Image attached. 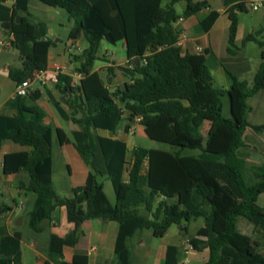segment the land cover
<instances>
[{"label": "trees", "instance_id": "16d2710c", "mask_svg": "<svg viewBox=\"0 0 264 264\" xmlns=\"http://www.w3.org/2000/svg\"><path fill=\"white\" fill-rule=\"evenodd\" d=\"M65 8L74 24L70 38L82 34L88 41L83 53L75 56L80 61L78 71L84 73L81 85H74L68 73H61L56 88L62 102L48 90L50 102L59 114L78 124L73 140L66 138L62 128L45 122L46 111L37 103L44 95L40 89L26 95H15L5 103L11 114L0 113V150L5 140L28 146L10 154L6 170H20L24 177L19 187L35 194L29 213V225L42 232L53 219L58 206H66L72 224L64 240L74 246L85 234L87 219L104 218L118 223L114 259L110 264H124L127 255L133 264L132 241L144 229L157 237L164 236L173 224L202 217L209 236H191L189 241L196 251L209 249L203 264H264V253L254 246L253 238L237 226L240 216L246 217L264 235V160L251 163L237 154L245 145L244 134L251 126L264 132V124L254 125L247 120L251 109L248 98L264 89L263 29L249 33L244 43L256 41L261 47V63L252 85L241 74L250 69L248 58L240 57L236 45L239 26L237 9L246 10L247 1L228 8L230 18L228 57L182 53L179 28L181 17L194 13L193 0L186 1L180 15L175 5L182 0H41ZM202 1L201 7L205 6ZM230 2H226L229 4ZM29 0H16L11 18H1L4 29L14 34L13 46L19 50L21 67H11L10 77L21 82L36 70L49 67V49L54 40L48 38L46 20L35 22L29 34L31 13ZM0 10L8 16L10 8L2 4ZM1 12V11H0ZM21 15L20 22L16 16ZM116 44L124 41L127 62L120 64L128 80L122 88L110 91L97 72H93L102 40ZM209 58L222 63L230 76L229 87L217 88ZM60 88H66L64 94ZM228 103V112L225 104ZM144 125L146 134L154 140L171 145V150L136 145L128 163V144L119 138L103 135L99 130H116L126 123L129 128L136 118ZM209 123L205 131V125ZM59 142H73L90 167L84 184L73 187L72 196H61L53 183V138ZM198 150V153H193ZM222 165L231 174L239 193L236 197L216 175L212 164ZM128 180H124V169ZM150 191L142 187L143 171ZM101 177L111 180L116 202L112 203ZM161 200L156 202V199ZM145 203L150 217L140 214L135 207ZM12 206L0 202V213ZM182 229L188 232L187 226ZM179 245H168L165 264L179 262ZM88 253L76 250L73 260L50 253L45 264H88ZM23 263L22 234L10 233L0 223V264Z\"/></svg>", "mask_w": 264, "mask_h": 264}, {"label": "crops", "instance_id": "0c3cea01", "mask_svg": "<svg viewBox=\"0 0 264 264\" xmlns=\"http://www.w3.org/2000/svg\"><path fill=\"white\" fill-rule=\"evenodd\" d=\"M1 1H2V4L10 8V11L7 16L5 12L0 10L1 11L0 17L7 18V19L11 18L12 8L16 0H1ZM33 1L34 0H29V4H28L29 11L31 13V21L29 23V34H32L34 32L35 22L39 20V19L35 20L34 18L35 16L31 12V9H30L31 5L35 4V2ZM193 1L195 5L194 13H192L191 15L187 17L181 16L175 23V26H178L180 30L179 31L180 37H179L178 44L181 47L182 53H186V52L204 53L207 51L208 54L210 55L215 54L218 60L219 58L228 56V51H227L228 45H225V44H228L229 42L230 23H231L229 14H228V8L232 4L239 3L241 1L246 2L247 0H222L223 6L217 9L213 8L209 0H206L207 3L203 7H201V3L204 0H193ZM226 2L227 3L230 2V3L226 4ZM245 8L246 10H248V7H245ZM236 11L239 17V13L241 11L239 9H237ZM180 15H182V13H180ZM0 28H1V31H3L6 35L5 36L6 41L8 40L13 41L14 34L12 33V31L4 29L1 21H0ZM253 28H255V29H252L253 32H255L254 30H256V27H253ZM240 29H241V24L239 21L236 39L239 36L240 37L245 36L244 35L245 32L242 30L240 33ZM260 29H264V25H261ZM55 32L56 31L49 25V33L47 37L52 39V37L50 36V33H51L55 36V42H57L61 40V37L57 36ZM81 37L82 35L76 39L70 38V42L75 43V45H77L79 44V40L81 39ZM119 42H123L124 46L126 47L124 41H119ZM2 46L5 49H8L10 47L9 45H5V44H2ZM52 46L50 47L49 54H48L49 66H52L55 63H60L66 67L65 55L61 53L53 52ZM87 46L82 47L81 52H77L73 54L71 58L76 60L75 56L81 55ZM4 48L0 49V59L1 60L4 59V58H1L2 53L5 50ZM224 48H226V53L224 52L225 50ZM108 56H110V54H107L103 57V60L105 61V63L99 66L95 65V62H96L95 60L92 71L97 72L98 76L102 80L105 87H107L110 91H114L118 88H122L125 82L128 80V77L125 75L123 70L119 67L120 64L126 63L128 58L126 55V58L115 61L114 55H112L111 57H108ZM237 56H239V51H238ZM244 57L248 58L246 56ZM69 61H70V57H69ZM71 64H73V62L70 63V66L71 67L75 66ZM250 64H251V61H250ZM76 65L78 66L79 64H76ZM11 67H13V64L9 60L4 65L6 73L9 77H10L9 70ZM68 73L72 74L73 70L68 71ZM222 75L227 84L226 86L229 87L231 80L229 79V77L227 76L225 72H223ZM3 76L4 75L0 73V93H1V86H4V82L2 81ZM83 77H84V73L82 74L81 78L77 81L76 83L77 85H81V80ZM11 80L13 84L10 85V88L8 91L9 95H7V97L5 98H0V113L11 114L14 112L13 109L5 107L6 101L15 96V86L17 82L14 81L12 78ZM48 90H51L62 102L65 101L64 97L59 96L57 92L58 89L56 88V84H50L46 88V90L44 91V95L37 101L39 105H41L40 102L43 103V105L41 106L46 111L45 122L48 124H51L55 128L56 127L62 128L66 134V138L73 140V130L78 129L79 126L73 121L66 119L68 122L70 121L72 122V125L70 126L71 130L70 131L66 130L61 124V121L58 119L57 114L54 111V109L50 106L46 107L44 105V103L48 104L50 102ZM208 127H209V123L206 124V129H208ZM139 128H141L145 132L144 125L141 124L140 122H136L132 124L129 128L126 127V123L122 124L115 131L114 130L112 131L99 130V132L103 135L110 136L113 138H119L121 140H124L128 144L129 152L127 155L128 163L126 164V167L130 165L129 162L131 158L132 148L136 145H141V144H138V141L135 137ZM251 131H257V129L251 126L247 127L245 134H244L245 145L241 146L237 150V154L246 158L251 163L260 164L264 160V138L257 136L256 134H254L255 132H251ZM55 135L57 137L56 133L54 134V136ZM58 144H59V149H58V153L56 156L55 149H54V138H53V183H54V187L56 191L61 196L69 197V196H72L73 187L85 183L88 173L90 171V167L86 164V162L82 158L81 154L79 153V151L77 150L73 142H59L58 140ZM29 149L30 148L28 146L20 145L12 141L11 139L5 140L2 144V147L0 150V170H1L0 190L3 189L4 191L7 192V194L14 200V205H11L12 210L10 212L6 214L0 213V223H4L7 226V229L10 233H14L15 231L21 232L22 249H23V245L27 244L29 247H31L35 251L36 253L35 263L36 264H45V262L48 259H50L51 252L58 253L59 258H63L64 260H67V261H72L76 250L87 251L88 258H89L88 264H110L112 260L114 259L115 241H116L118 229H119L118 223L115 221H112L110 219H104V218L85 220L83 223L85 234L81 237V239L76 244V246L66 242L63 239L64 236L69 232V230L72 227V224L68 220V213H67L66 206L56 207V209L53 212V219L49 224L46 225V229L44 231L42 232L36 231L32 229L30 226H29L30 228H26L29 222V216H30L29 213H30V209L32 207L33 201L35 199V194L32 192H26L19 187V182L24 177V174L22 171L10 170V169L6 170L5 165L11 160V158L9 157L10 154L17 153L22 150H29ZM198 152H193V153H198ZM58 161H59V165H58V171H57L56 164L58 163ZM212 166H214L218 170L215 173L219 177L221 182L233 194H235L237 198L240 199L239 193L237 192L234 182L232 180V176L226 170V168L222 165H217L215 163L212 164ZM145 172L146 171L144 170L143 171L144 176H142V187L147 192H149L150 187L147 185V179L145 177ZM123 177H124V180H128L127 168L124 169ZM103 183H104V189L110 201L112 203H115L116 194H115L114 188L110 187V191H113L112 192L113 197H112L106 189L107 188L106 181H104ZM159 200H161V197H158L156 199V202H158ZM263 202H264V199H263ZM135 209L140 214H143L148 217L152 216L151 212L147 209L145 203H141L140 205L136 206ZM237 226H238V229L242 233L250 235L253 238L254 246L264 253L263 233L258 231L256 226L246 217H244V219H240L238 217ZM169 229L167 233L161 237L162 239H166ZM203 230H204V237H200V238L206 239L209 236V230L207 227L203 228ZM150 233L151 232L144 231L140 236H137L139 245L144 246L146 244L147 237L149 238L151 235ZM185 234H186V239L185 241H182V243L164 241V242H161L156 248L151 247L148 253L144 256L145 257L144 259L147 260L148 264H165L168 245L175 244V245L180 246L179 254H178L179 262L182 264H187L190 261L189 256L191 255L192 251L193 250L196 251L191 245L189 238L191 236H197V235H190L189 228H188V232H186ZM203 251L206 252V256L204 259V262H205L209 257V249L206 248ZM24 255L25 253L23 251V263L22 264L26 263V259ZM123 259H124V264H130L127 258V255L125 253L123 255ZM132 259H133V264H137L134 253H133ZM5 264H13V263H5ZM51 264H56V263L52 262Z\"/></svg>", "mask_w": 264, "mask_h": 264}, {"label": "rangeland", "instance_id": "374dc122", "mask_svg": "<svg viewBox=\"0 0 264 264\" xmlns=\"http://www.w3.org/2000/svg\"><path fill=\"white\" fill-rule=\"evenodd\" d=\"M213 8L217 9L223 6L222 0H209ZM35 4L31 5V12L34 14L35 20H46L49 22V25L56 31V35L61 37V40L55 42V36L50 33V36L54 40L55 44H53L52 49L55 53H61L65 55L66 58V68L67 71L73 70V72H76L78 69V66L76 64H80V61L74 60L71 57L73 54L77 52H81V48L88 45L87 38L84 34H82L81 39L79 40V44L76 46L70 47V31L74 24V20L70 17L68 11L65 8L62 7H54L51 5H48L44 3L41 0H34ZM186 7V1L182 0L176 3V8L180 13H183L184 9ZM248 10H240L239 13V21L241 24L240 33L243 30L245 33L243 37H238L236 39V45L240 47L239 50V56L241 57H248L251 61L250 69L243 72L241 74V78L246 79L250 85L254 82V76L257 72L260 61H261V51L262 47L256 42V41H248L244 43L245 37L253 32L252 29H255L253 27H256L257 31L260 29L261 25H264V6L260 7L259 9L255 10L253 9L249 4L247 5ZM2 28V27H1ZM0 28V41H6V35L3 31H1ZM260 39H264V29L263 33L259 35ZM225 45H229L225 44ZM4 48L2 44L0 43V49ZM5 49V48H4ZM224 52L226 53V48H224ZM126 47L124 46L123 42H118L116 44L108 42L106 39H104L99 47L98 50V58L96 59L95 65L99 66L105 63L103 60V57L107 54H110L111 57L114 55L115 61L121 60L126 58ZM70 57V61H69ZM228 57V56H226ZM3 60L0 59V73L4 76L2 77V81L4 82V86H1V93L0 98H5L7 95H9L8 91L10 88V85L13 84L11 78L7 75L6 70L4 68V65L7 61L10 60V62L13 64V67H21L22 66V60L20 57L19 51L15 47H9L8 49H5L2 53ZM224 58V57H222ZM73 62L71 65H75L73 67L70 66V63ZM220 62V61H219ZM218 61H215L213 58H209L208 65L212 71V73L215 76V86L217 88H225L227 87L225 79L223 77V72L227 74L225 71L222 63H219ZM227 76L230 79V76L227 74ZM48 102V101H47ZM248 103L251 105V110L247 113V120L251 122L252 124L260 125L264 124V89L257 92L255 95L248 98ZM41 105L43 103L40 102ZM44 105L46 107L50 106L54 109V111L57 114L58 119L61 121V124L63 127L70 131V126L72 125V122H68L66 119H64L55 106L49 102L48 104ZM225 111L228 112V103L225 104ZM208 124V123H207ZM206 125H205V131H206ZM255 132L257 136L264 138V132L261 131H251ZM136 139L138 141V144L145 145L147 147L152 148H163V149H171V145L165 142L157 141L154 139H151L141 128L138 129L136 134ZM54 149L57 156L59 144L58 139L56 135L54 136ZM193 152H198V150H193ZM58 165L59 161L56 164V169L58 171ZM1 173V170H0ZM1 175V174H0ZM101 180L107 183V191L108 193L113 197V191H110V187L113 188L111 180L106 177H101ZM1 181V178H0ZM113 190V189H112ZM18 198V196H17ZM264 197H261L260 202H263ZM0 202H5L10 205H14V200L7 194L6 191L3 189L0 190ZM240 219H244L243 216L239 217ZM29 222L27 224L26 228L29 227ZM181 226H188L189 228V234L190 235H197L198 237H204V230L203 228H206L204 224L203 218H198L196 220H192L190 222L184 221L181 225L180 224H173L169 232L166 236V239H162L161 237L154 236L152 234V231L150 229H144L145 232H151L150 237H147L146 244L144 246L139 245L138 243V237H135L132 241V251L135 255L137 264H148L147 260L144 259L145 255L148 253L149 249L151 247L156 248L161 242L164 241H171V242H177L182 243V241H185L186 239V232L181 228ZM143 231V232H144ZM142 232V233H143ZM140 236V235H138ZM186 243V242H185ZM188 245V243H187ZM23 251L25 253V264H36V253L35 251L29 247L27 244L23 245ZM206 256L205 251H192L190 257V261L187 264H203L204 259Z\"/></svg>", "mask_w": 264, "mask_h": 264}, {"label": "built area", "instance_id": "2783aa9c", "mask_svg": "<svg viewBox=\"0 0 264 264\" xmlns=\"http://www.w3.org/2000/svg\"><path fill=\"white\" fill-rule=\"evenodd\" d=\"M250 5L253 9L257 10L260 7L264 6V0H247V5ZM1 44L13 46V41H0ZM71 46H76L75 43H70ZM61 73H68L67 68L60 64L55 63L52 66H49L44 70H36L33 75L21 82H17L15 86V95H26L30 93L32 90L40 89L43 92L50 84H56L59 81V75ZM69 74V73H68ZM82 72L76 71L70 74L73 78V84L77 85V81L81 78ZM142 116H138L136 118V122H140Z\"/></svg>", "mask_w": 264, "mask_h": 264}, {"label": "water", "instance_id": "95a60500", "mask_svg": "<svg viewBox=\"0 0 264 264\" xmlns=\"http://www.w3.org/2000/svg\"><path fill=\"white\" fill-rule=\"evenodd\" d=\"M21 19H22V16L18 15L17 18H16V21L20 22ZM59 91H60V93L64 94L66 92V88H60ZM20 219H22V218H20Z\"/></svg>", "mask_w": 264, "mask_h": 264}]
</instances>
